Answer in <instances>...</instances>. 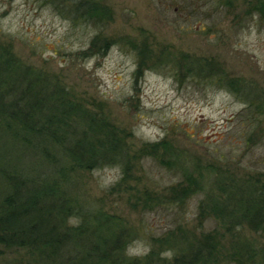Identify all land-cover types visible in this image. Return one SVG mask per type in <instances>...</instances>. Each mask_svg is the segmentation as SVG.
I'll return each instance as SVG.
<instances>
[{
  "label": "rangeland",
  "instance_id": "obj_1",
  "mask_svg": "<svg viewBox=\"0 0 264 264\" xmlns=\"http://www.w3.org/2000/svg\"><path fill=\"white\" fill-rule=\"evenodd\" d=\"M255 1L100 0L102 20L76 25L42 0H0V47L59 79L127 142L128 158L61 177L60 192L81 212L56 220L71 230L84 211L89 227L108 217L125 252L142 260L152 253L156 263L172 259L169 243L202 230L212 233L221 259L234 234L264 244L247 226L227 232L210 212L202 218L195 192L218 176L264 179V108H249L218 83V75L243 79L264 95V19L251 12ZM185 195L181 207L171 205ZM0 264L49 261L40 247L0 242Z\"/></svg>",
  "mask_w": 264,
  "mask_h": 264
},
{
  "label": "trees",
  "instance_id": "obj_2",
  "mask_svg": "<svg viewBox=\"0 0 264 264\" xmlns=\"http://www.w3.org/2000/svg\"><path fill=\"white\" fill-rule=\"evenodd\" d=\"M42 2L76 25L92 19L99 23L103 18L100 0ZM232 2L223 0L226 6ZM250 8L264 19V0L252 2ZM135 52L138 57L144 53L136 47ZM219 76L221 87L234 92L249 108H264V95L253 93L252 82L245 85L243 79ZM127 147L116 127L100 124L59 79L0 47V222L5 229L0 242L40 247L49 264H264V244L257 246L254 241L252 244L238 238V234L233 235L237 239L231 240L227 259L226 255L224 259L216 257L220 254L218 244L213 242L212 233L202 230L199 236L194 233L169 243L174 252L172 259L165 256L156 263L152 253L142 260L125 252V241L112 239L115 232L110 235L108 226L114 221L108 217L89 227L83 222L89 216L84 211L79 215L82 225L71 229L72 233L64 227L65 222L56 220L55 215L61 212H81L80 206L60 192L61 177L69 179L75 170L128 158ZM177 161L188 181L186 162L178 155ZM160 163L169 169L175 167L169 159L161 158ZM196 187V194H202L198 205L202 218L210 212L227 232L235 233V229L247 226L264 238L263 178L248 181L218 176ZM188 197L185 195L182 201L175 197L170 203L181 207ZM70 242L73 250L67 252Z\"/></svg>",
  "mask_w": 264,
  "mask_h": 264
}]
</instances>
